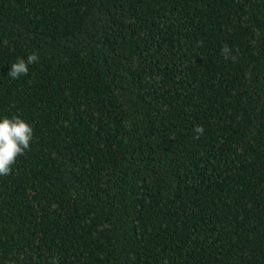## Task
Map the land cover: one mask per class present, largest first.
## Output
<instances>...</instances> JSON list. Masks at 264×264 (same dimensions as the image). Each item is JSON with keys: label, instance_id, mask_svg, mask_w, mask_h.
<instances>
[{"label": "trees", "instance_id": "trees-1", "mask_svg": "<svg viewBox=\"0 0 264 264\" xmlns=\"http://www.w3.org/2000/svg\"><path fill=\"white\" fill-rule=\"evenodd\" d=\"M13 116L0 264H264V0H0Z\"/></svg>", "mask_w": 264, "mask_h": 264}, {"label": "clouds", "instance_id": "clouds-1", "mask_svg": "<svg viewBox=\"0 0 264 264\" xmlns=\"http://www.w3.org/2000/svg\"><path fill=\"white\" fill-rule=\"evenodd\" d=\"M231 51L227 45L221 48V53L226 57L231 54ZM38 61L39 55L35 51L28 54L26 60L18 57L11 64L8 76L12 79L26 76L29 72L28 65ZM193 131L197 134L195 139L204 134V128L201 125L194 126ZM32 139L33 128L25 120L18 116L0 119V176L6 177L11 174L17 157L22 156L30 148ZM51 264H58L57 258H53Z\"/></svg>", "mask_w": 264, "mask_h": 264}]
</instances>
